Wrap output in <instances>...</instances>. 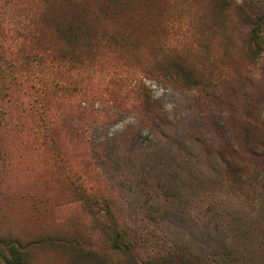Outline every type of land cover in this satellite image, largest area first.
Returning <instances> with one entry per match:
<instances>
[{
    "label": "rangeland",
    "instance_id": "374dc122",
    "mask_svg": "<svg viewBox=\"0 0 264 264\" xmlns=\"http://www.w3.org/2000/svg\"><path fill=\"white\" fill-rule=\"evenodd\" d=\"M249 1L264 15V0H0V264L222 248L216 264H264V167L245 164L240 194L217 157L236 124L264 145V54L251 64L234 14ZM248 70L244 102L229 80Z\"/></svg>",
    "mask_w": 264,
    "mask_h": 264
},
{
    "label": "trees",
    "instance_id": "16d2710c",
    "mask_svg": "<svg viewBox=\"0 0 264 264\" xmlns=\"http://www.w3.org/2000/svg\"><path fill=\"white\" fill-rule=\"evenodd\" d=\"M234 14L236 15V20H239L244 25L249 27L247 33V46L251 48L252 53V62L251 64H256L259 61L261 56L264 54V15L258 8L256 1L247 2L242 6H238L234 9ZM183 71V75L185 70ZM187 79H190L186 75ZM253 80V72L251 70L234 73L230 75V84L231 87L235 90L234 93L240 94V98L246 99V95L249 92ZM197 84V83H195ZM200 85V84H199ZM215 86L217 83L214 84ZM200 90L206 91L202 86L199 87ZM141 93L143 98L146 100V114L152 115L156 119L155 123L151 122L152 125L161 122L162 115L160 114V109L156 103L148 96L145 89L141 88ZM247 99L244 101L246 102ZM242 109L247 108L244 103L240 104ZM145 114V115H146ZM246 120L252 121V119L245 117ZM256 123V122H253ZM251 124V123H250ZM237 128L232 129V136L235 137V141L231 142L228 147L231 150V154L235 155L241 163H235L232 155L224 156L223 154L217 155L218 159L221 161L223 169L220 172L221 183L236 189L240 194H244L250 188L253 187L252 180L249 182L244 175L246 169L245 164H253L255 169L264 167V145L252 144L248 139L249 127L246 124H241L236 126ZM255 128V127H253ZM243 133V134H242ZM242 154H247V158L250 162H244L241 159ZM148 181V186L151 188L155 185V181ZM264 190V187L262 188ZM153 192V188L150 189ZM165 199V197H164ZM264 232V231H263ZM221 249L220 252L210 253V257L206 258L199 254L197 255H188L186 253H178L177 255L170 253L169 254H158L148 261V264H216L217 260H214L215 257H218L219 260L225 263H230L227 259V252Z\"/></svg>",
    "mask_w": 264,
    "mask_h": 264
}]
</instances>
